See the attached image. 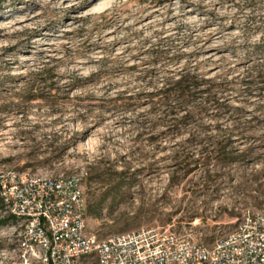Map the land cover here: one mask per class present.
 Listing matches in <instances>:
<instances>
[{
    "label": "rangeland",
    "instance_id": "1",
    "mask_svg": "<svg viewBox=\"0 0 264 264\" xmlns=\"http://www.w3.org/2000/svg\"><path fill=\"white\" fill-rule=\"evenodd\" d=\"M7 169L81 176L99 239L212 244L264 212V0H0ZM19 228L0 264H21Z\"/></svg>",
    "mask_w": 264,
    "mask_h": 264
},
{
    "label": "built area",
    "instance_id": "2",
    "mask_svg": "<svg viewBox=\"0 0 264 264\" xmlns=\"http://www.w3.org/2000/svg\"><path fill=\"white\" fill-rule=\"evenodd\" d=\"M0 198L20 219L21 264H264V212L246 210L239 224L212 244L143 226L99 239L88 229L81 176L0 172Z\"/></svg>",
    "mask_w": 264,
    "mask_h": 264
},
{
    "label": "trees",
    "instance_id": "3",
    "mask_svg": "<svg viewBox=\"0 0 264 264\" xmlns=\"http://www.w3.org/2000/svg\"><path fill=\"white\" fill-rule=\"evenodd\" d=\"M12 217L15 216L13 214H10L9 216L6 217H0V225L8 223Z\"/></svg>",
    "mask_w": 264,
    "mask_h": 264
}]
</instances>
